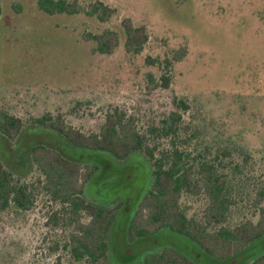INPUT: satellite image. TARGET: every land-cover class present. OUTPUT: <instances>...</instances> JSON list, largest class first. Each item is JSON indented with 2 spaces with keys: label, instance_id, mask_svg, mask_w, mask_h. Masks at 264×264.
I'll use <instances>...</instances> for the list:
<instances>
[{
  "label": "rangeland",
  "instance_id": "obj_1",
  "mask_svg": "<svg viewBox=\"0 0 264 264\" xmlns=\"http://www.w3.org/2000/svg\"><path fill=\"white\" fill-rule=\"evenodd\" d=\"M66 1L83 8L101 2L115 14L104 23L84 14L51 16L40 0H0V111L25 123L16 141L0 137V155L17 179L39 192L30 211H0V264H73L61 246L53 250L69 232L48 226L49 215L64 205L40 192L45 178L29 156L36 143L98 167L85 187L86 198L118 207L105 264H143L146 255L165 248L195 264H250L262 256L264 237L226 261L168 230L130 242L129 222L153 180L145 155L119 161L109 153L80 150L33 122L49 116L92 133L120 109L136 116L142 129L159 124L177 110L176 99H185L191 109L184 118L198 124L204 146L243 148L253 157L248 167L253 177L264 180V0ZM126 19L149 34L138 55L124 48ZM109 30L120 34L121 44L103 55L90 35ZM181 49L185 57L176 61ZM163 75L173 77L169 87L150 93ZM193 202L184 201L189 216L202 208Z\"/></svg>",
  "mask_w": 264,
  "mask_h": 264
},
{
  "label": "trees",
  "instance_id": "obj_2",
  "mask_svg": "<svg viewBox=\"0 0 264 264\" xmlns=\"http://www.w3.org/2000/svg\"><path fill=\"white\" fill-rule=\"evenodd\" d=\"M40 7L51 16L84 14L104 23L115 14L113 8L101 2L83 8L77 1L40 0ZM122 28L126 52L140 54L149 41L146 28L136 27L130 19L122 22ZM90 38L103 55H112L121 44L120 34L112 30L92 34ZM185 53L186 50L181 49L175 60H183ZM169 66L171 63L168 62L167 69ZM171 80L173 77L163 75L160 81L150 85L149 92L168 88ZM174 104L177 110L159 124L142 129L136 116L120 109L109 112L100 129L92 133L49 116L33 123L48 126L80 150L109 153L119 161H125L135 153L145 155L152 166L153 180L129 222L130 242L168 230L196 243L216 260H229L264 237V180L253 177L254 169H248L253 157L243 148L225 147L220 151L218 146H204L198 124L184 118L191 109L189 103L185 99H176ZM24 128L21 118L0 111V137L12 143ZM233 152L241 156L240 162L233 158ZM30 154L45 178L44 183L39 182L40 192L51 201L64 205L60 211L52 212L47 220L48 226L62 227L65 234L69 232L53 250L61 246L73 264H105L109 233L118 207H104L86 198L85 187L98 167L68 159L60 150L42 143L34 144ZM37 192L34 186L17 179L0 155V211L10 208L24 212L32 210ZM190 198L193 203H202L201 210L191 216L184 203ZM143 264L195 263L177 250L165 248L146 255ZM250 264H264V254Z\"/></svg>",
  "mask_w": 264,
  "mask_h": 264
},
{
  "label": "flooded vegetation",
  "instance_id": "obj_3",
  "mask_svg": "<svg viewBox=\"0 0 264 264\" xmlns=\"http://www.w3.org/2000/svg\"><path fill=\"white\" fill-rule=\"evenodd\" d=\"M31 147H32V146H31ZM30 150H31V148H30ZM29 156H30V158H31V160H32L31 154H30Z\"/></svg>",
  "mask_w": 264,
  "mask_h": 264
}]
</instances>
